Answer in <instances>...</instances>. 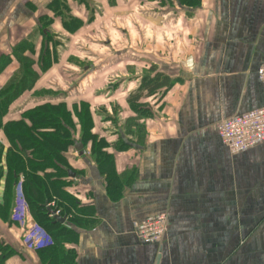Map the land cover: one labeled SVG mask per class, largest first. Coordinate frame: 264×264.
I'll list each match as a JSON object with an SVG mask.
<instances>
[{
    "label": "crops",
    "instance_id": "obj_1",
    "mask_svg": "<svg viewBox=\"0 0 264 264\" xmlns=\"http://www.w3.org/2000/svg\"><path fill=\"white\" fill-rule=\"evenodd\" d=\"M263 60L264 0H0V89L25 63L35 75L2 121L84 102L112 155L117 198L89 143L70 151L73 264H264V141L230 154L215 130L264 107ZM0 144V264H42L3 210L2 127ZM157 214L163 239L139 241L133 224Z\"/></svg>",
    "mask_w": 264,
    "mask_h": 264
},
{
    "label": "trees",
    "instance_id": "obj_2",
    "mask_svg": "<svg viewBox=\"0 0 264 264\" xmlns=\"http://www.w3.org/2000/svg\"><path fill=\"white\" fill-rule=\"evenodd\" d=\"M191 1L197 3L198 0ZM70 20L75 23L63 19V24L66 29L72 31L79 23L73 18ZM28 66L29 64L25 63V73L19 69L0 89V128H3L10 144L5 157L7 183L3 210L7 211L9 202H13V185L17 183L19 176H22L21 193L30 214L52 238L51 244L37 249L40 262L73 264L74 253L65 247V244L74 239L73 230L69 223L68 226L62 225L49 216L44 202L53 200L54 208L59 209L62 215L70 214V221L77 222L76 215L70 208L76 205V200L62 190V186L70 184V173L74 172L68 162L70 151L75 149L74 142L80 141L83 146L89 143L90 155L99 166L100 172L105 175L107 190L112 198L119 196L116 190L117 176L112 169V155L106 150L107 142L91 131V112L84 102L69 110L64 103L50 100L27 108L18 119L2 121V114L8 103L21 93L24 89L22 86L35 78ZM24 80L27 82L23 83ZM75 116L80 126L79 133L73 120ZM51 177L54 179L51 180Z\"/></svg>",
    "mask_w": 264,
    "mask_h": 264
},
{
    "label": "built area",
    "instance_id": "obj_3",
    "mask_svg": "<svg viewBox=\"0 0 264 264\" xmlns=\"http://www.w3.org/2000/svg\"><path fill=\"white\" fill-rule=\"evenodd\" d=\"M257 78L264 85V60L260 62L257 68ZM215 130L221 142L227 147L230 154L244 151L264 141V107L246 111L233 117L220 120ZM21 176L16 184V191L21 194ZM18 195L21 203L25 205L24 197ZM16 195L15 202L19 198ZM19 202V201H18ZM54 207V202L47 203ZM16 206L12 209V216L17 219L23 218V214L17 213ZM18 209V207H17ZM24 209V208H23ZM26 211V207H25ZM57 214H61L59 209L55 208ZM66 217H70L68 214ZM66 221V220H65ZM26 233L24 234V245L30 248H41L52 243L51 237L38 227L33 220L27 221ZM169 220L165 214H157L135 222L133 232L141 242H159L163 239Z\"/></svg>",
    "mask_w": 264,
    "mask_h": 264
},
{
    "label": "rangeland",
    "instance_id": "obj_4",
    "mask_svg": "<svg viewBox=\"0 0 264 264\" xmlns=\"http://www.w3.org/2000/svg\"><path fill=\"white\" fill-rule=\"evenodd\" d=\"M65 17H66V19L65 20H67V21H70L72 24H74L75 22L74 21H71L70 20V18H73L74 19V17L69 13V10H65ZM51 40L52 41H57V40H59V39H54V37H53V35H51ZM60 41V40H59ZM61 42V44H63L64 42H62V41H60ZM54 49H56V47H55V43H53V50ZM0 147H1V144H0ZM21 176H19V178H20ZM19 178H18V180H19ZM72 178V177H71ZM17 180V181H18ZM23 182V181H22ZM22 182H21V184H22ZM20 191H21V188H20ZM12 193V192H11ZM20 193L19 192H17L16 191V184H15V187H14V199H13V206H12V208H11V211H12V209L14 208V206H16V211H17V213L19 214V213H21V214H23V218H21V217H19L18 218V223L19 224H21V225H23V226H25V228H24V231H23V241H24V234L26 233V228H27V221H30V220H33V218H32V216H31V214H30V211H29V208H28V205H27V203L25 202V200H24V202H25V205H23V203H21V201H20V198L18 197V195H19ZM22 194V193H21ZM20 194V195H21ZM16 195H17V197L19 198V200H17V203L15 202V198H16ZM23 196V195H22ZM19 201V202H18ZM17 207H18V209H17ZM25 207H26V211H25ZM24 208V209H23ZM13 213V212H12ZM34 221V220H33ZM34 223L38 226V227H40L35 221H34ZM41 228V227H40ZM44 231V230H43ZM45 232V231H44ZM46 233V232H45ZM48 234V233H47ZM49 235V234H48ZM50 236V235H49ZM52 239V238H51ZM37 249H39V248H37Z\"/></svg>",
    "mask_w": 264,
    "mask_h": 264
},
{
    "label": "water",
    "instance_id": "obj_5",
    "mask_svg": "<svg viewBox=\"0 0 264 264\" xmlns=\"http://www.w3.org/2000/svg\"><path fill=\"white\" fill-rule=\"evenodd\" d=\"M74 148H75V150L78 151L79 154H82L83 145H82V143L80 141H75L74 142ZM70 176L71 177L75 176V173L71 172ZM44 206H45L47 214L52 216L55 221H57L60 224L65 222V220H66L65 216L57 214L54 208H51L50 206L47 205V202H44Z\"/></svg>",
    "mask_w": 264,
    "mask_h": 264
}]
</instances>
